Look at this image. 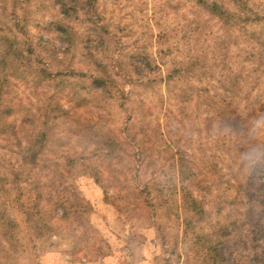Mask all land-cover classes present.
<instances>
[{"label": "rangeland", "instance_id": "obj_1", "mask_svg": "<svg viewBox=\"0 0 264 264\" xmlns=\"http://www.w3.org/2000/svg\"><path fill=\"white\" fill-rule=\"evenodd\" d=\"M0 264H264V0H0Z\"/></svg>", "mask_w": 264, "mask_h": 264}, {"label": "trees", "instance_id": "obj_2", "mask_svg": "<svg viewBox=\"0 0 264 264\" xmlns=\"http://www.w3.org/2000/svg\"><path fill=\"white\" fill-rule=\"evenodd\" d=\"M62 9L66 14H69L70 10H73L74 14H77V8L73 7L72 9H69V7H66L65 2H62ZM69 17V15H67Z\"/></svg>", "mask_w": 264, "mask_h": 264}]
</instances>
